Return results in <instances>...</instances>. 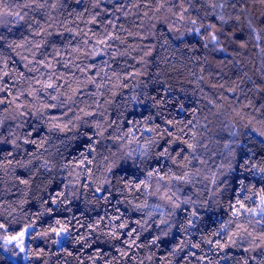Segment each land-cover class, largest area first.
Listing matches in <instances>:
<instances>
[{
  "label": "trees",
  "instance_id": "16d2710c",
  "mask_svg": "<svg viewBox=\"0 0 264 264\" xmlns=\"http://www.w3.org/2000/svg\"><path fill=\"white\" fill-rule=\"evenodd\" d=\"M30 2L6 0L4 8L10 7L22 15L27 13V16L20 24L14 22V17L5 16L3 19L7 24L0 25V33L7 36L9 41H15L16 44L23 43L24 38L29 41L15 51L7 46L2 49L0 75H3L4 61H7L9 75L4 77L2 83L11 92L0 93V98L12 100L19 92L24 95L19 96L14 104L0 105V118L4 119L0 131L6 137L9 130L23 137L31 130V126L40 127V134L32 137L37 144L24 145L21 138L18 143L22 148L13 154L14 159L7 157V152L4 154L6 159L0 157V223H5L7 228L0 229V264H186L183 258L190 252L196 253V256L189 257L191 264H207L208 259H212L215 264L224 252H209L210 245L202 242L201 238L215 240L216 237L211 233L219 227V223L229 219L230 191L212 197L210 192L203 189L204 184H208L209 188L213 186L207 181L201 182L202 176L196 178L195 187L182 186L181 198L185 194L192 196L198 205L208 201L211 210L199 207L200 219L197 227L189 230L191 235L181 233L174 227L169 237L152 244L150 241L160 235V228L156 225L162 217L153 208L138 211L133 206L145 201L149 205L163 204L162 201L156 197H146L143 190L131 189L125 190L123 195L113 192L111 203H106L97 199L105 193H95V188L105 175H110L105 169L119 156L114 141L116 124L112 122L120 123L126 131L128 126L121 122V114L128 116L134 112L139 116L142 111V106L131 99L133 96L145 104L149 103L145 95L171 100V103L163 106L165 114L185 124L191 121L184 129L188 135L183 138L199 142L197 154L208 163L201 166L193 161V164L205 169L203 175L223 171L218 170L217 166L222 163L227 165L228 160L232 159L225 144H231L236 160L240 156L238 145H247L257 153L264 150L258 141L250 142L248 135L251 127L258 126V121H264V108H261L264 106V23L261 22L264 20V3L260 0H242L235 9L230 5L223 10L217 8L216 13L224 15L227 21L223 24L216 15H206L212 10L203 0H192L191 3L189 0H101L98 8L95 6L96 0H80L79 3L77 0H37L44 7L37 8L33 4L31 8H17V5ZM213 2L222 3L223 0ZM93 15H96L95 23L90 22ZM238 15L240 21L234 19ZM192 20L196 23L193 24ZM249 20L255 32L249 31ZM33 21L38 22L40 27ZM202 24H214L216 27L205 30ZM194 28L201 29L199 35L191 31ZM35 32L40 34L35 35ZM209 32H216L220 37L218 45L213 46L208 42ZM109 34L115 38L108 41V47L96 44L97 39ZM257 35L260 36L259 40L256 39ZM37 43L41 45L39 49L35 48ZM94 45L101 51L99 56L91 55ZM21 56L27 59L21 60ZM28 61L32 63L28 64ZM44 64H50L51 67L46 68ZM29 68L38 70L30 72ZM20 73L24 75L20 76ZM50 76L51 82L57 85L56 89L42 91L35 98L28 94L32 89L40 88L37 80L45 82ZM93 77L101 87L89 83ZM165 89L168 91L165 92ZM74 91L72 111L59 122L65 123L71 118L75 128L66 132H49L47 122L37 119V109L60 116L66 109H44V105L57 103L51 100L52 95L67 100ZM180 104L184 105L182 112ZM80 109L95 115L85 117ZM20 112L32 115L21 117ZM76 116L87 120L88 124H82ZM21 122L24 124L22 128L18 127ZM97 122L107 128L104 133L106 138L94 137L101 142L91 155L85 152L86 159L81 163L80 152L84 151L85 145L83 134L87 132L93 135V126ZM109 124H112L111 128H108ZM69 127L72 128V125ZM173 147L178 150L179 145ZM8 151H11V145ZM45 160L53 166L50 172L41 169L31 178L29 185L18 182V176L27 175L26 169L19 167L20 163L31 161L32 166ZM108 187L103 185V188ZM224 187L221 185V189ZM57 191H64L68 195L72 203L67 206L72 207L78 218L80 212L77 210L87 209L80 218V224L87 225L104 217L99 230L90 235L87 227H81L72 220L68 225L71 238L64 243L63 249L54 243L57 239L54 233L40 235L49 228L51 221L47 215L38 216L43 208L52 206L46 204L41 208V198L47 199ZM193 193L199 196L198 200ZM117 199L124 202L117 204ZM116 207L123 216L121 220L109 223L110 217L117 214ZM184 207L188 212L193 210L192 205ZM162 211L169 212L170 206L165 205ZM186 214L178 211L175 217L164 218H169L170 223L176 220L186 223ZM71 216L72 213H63L56 218L71 219ZM209 216H214L218 223H209ZM137 221L146 223L138 225ZM122 222L127 227L117 229L119 240L109 239L106 234L113 224ZM32 223L35 228L27 236L25 258L21 262H14L5 252V249L15 250L9 246L6 238ZM133 228L140 233L137 244L141 246L128 249L124 241L128 239L127 232ZM81 236L88 237L91 247H84L83 241L77 243ZM181 238L190 242L189 247L178 254H170ZM194 243H199L200 247L192 248L191 244ZM242 247H247V243ZM118 248L128 251L131 259L121 256ZM98 250L100 255H97ZM224 251L235 259L250 257L248 264H264V248L249 253L235 247ZM198 256L206 259L198 260ZM220 264H235V260H220Z\"/></svg>",
  "mask_w": 264,
  "mask_h": 264
},
{
  "label": "snow or ice",
  "instance_id": "6c2138e0",
  "mask_svg": "<svg viewBox=\"0 0 264 264\" xmlns=\"http://www.w3.org/2000/svg\"><path fill=\"white\" fill-rule=\"evenodd\" d=\"M79 3L80 0H77ZM101 0H96V7L98 8ZM111 2V0H110ZM192 0H189L191 3ZM205 4L212 10L211 13H207L206 15H216L217 19L226 24L227 21L224 18V15L216 13V9L219 8L223 10L226 6L230 5L233 9L237 7L238 2H242V0H223L222 3L213 2V0H203ZM261 3H264V0H260ZM6 0H0V25L7 24V21L3 19L5 16L14 17V22L16 24H20L21 21H24L27 13L21 14L20 11H14L12 8H4ZM35 4L37 8L44 7V4L38 3L37 0H31L30 3H25L23 5H17V8L20 7H28L31 8L32 5ZM55 7V4L52 5ZM187 11V9H184ZM243 12V9L241 10ZM236 21H240V16L234 17ZM92 23L96 22V15L92 16ZM193 24L196 23L195 20L191 21ZM264 23V20L261 21ZM33 23L37 24L39 28L40 25L38 22L33 21ZM248 29L250 32H255L256 30L252 26V21H248ZM205 30L215 28L214 24L201 25ZM9 32L12 31L11 28L8 29ZM191 31L195 32L197 35L200 34V28H194ZM219 31V30H217ZM35 35H39V32H35ZM50 35V33H46ZM95 36V33L93 34ZM115 37L109 35L104 36L103 38H99L96 41L97 45H104L108 47V41L114 39ZM256 39L259 40L260 36L257 35ZM207 40L213 46L218 45L220 42V37L216 32H209ZM26 38H24V42L20 44H16L15 41H9L8 37L3 33H0V56L3 55L2 49L4 46L11 48L15 51L17 48H22L24 43H28ZM87 43V40L85 41ZM207 43L205 47H207ZM41 45L37 43L35 45L36 49H39ZM241 47H244L241 44ZM77 49H73L76 51ZM224 49H221L223 51ZM58 51V50H57ZM264 51V49H262ZM101 51L96 49V46L93 47V52L91 55L99 56ZM27 58L21 56V60H26ZM33 60H35V55H33ZM32 61H28V64H31ZM107 64V61H104ZM5 68L3 70V75H0V93L11 92V89L7 87L6 84L2 83L5 76L9 75L7 70V61H4ZM28 64H25V67H28ZM68 65L66 64L65 67ZM44 67H51L50 64H44ZM30 72L38 69L29 68ZM84 71V69H81ZM23 73H20V76H23ZM36 83L40 84L39 89H32L29 91V95L34 98L38 96L40 92H47L48 89H56L57 85L51 82V76L48 81L41 82L39 80ZM89 83L95 84L97 88L101 87V85L96 83L95 77L89 80ZM31 87V86H30ZM78 91V90H77ZM168 90L165 89V92ZM75 91L71 96L67 98V100H60L58 96L52 95L51 100H56L57 103L54 104H45L44 109H66L65 112L61 113L60 116L51 115L46 113L43 109H37L35 115L39 121H46L48 125V131H59L66 132L71 131L75 128V124L73 120L69 118L67 122L60 123L59 121L62 117L67 116V113L72 111V104H75L74 96ZM24 95L23 92L17 93L16 96L12 98V100H7L6 98H0V105L7 106V104H14L19 96ZM134 102L142 106V111L139 116L136 114L129 113L128 116H123L121 114V122L127 125V130H123L121 128V124L113 121L112 124H116V129L114 130L117 134L114 136L115 147L119 151V156L116 161L106 167L105 171L107 174L105 175L104 180L95 188V193H105L97 197L98 200H104L106 203H111V198L113 197V192H117L123 195L125 190L135 189L136 191L143 190V193L146 197H156L159 201H162L163 204H155L149 205L147 201L142 204H136L133 207L141 211L145 208H153L154 211L159 212L161 215V219L159 223H157V228H160V235L154 237L150 243L156 244L158 241H163L164 237H169L172 233V229L174 227L181 233L186 235H191L192 233L189 231L190 229H194L197 227V221L200 219L198 209L199 207H204L211 210V204L208 201H205L202 205H198L196 200H193L192 196H188L185 194L183 198H181L182 186H192L195 187L197 183L196 178L198 176L203 177V181H207L213 187L209 188L208 184H204L203 191H208L211 193L212 197L217 196L218 194H223V192H229V209L231 210L230 217L227 221L219 223V227L216 228L211 235L215 236L216 239H206L201 238L202 242L210 245L209 252H214L219 254L220 252H224L223 256H220L219 260L215 261V264H220V260H229L234 259L235 264H248V260L250 257H241L240 259H235L234 257H230L229 254L224 251L226 248H241L244 253H249L255 251L257 248H264V150L257 153L252 148L247 145H238L240 148V156L239 159L236 160V153L231 148V144H225L224 147L229 150V156L232 159H229L227 165L220 164L217 166L218 172H211V175H203L205 169L203 167H197L193 164V161H196L199 165L204 166L208 162L207 160L201 158L197 154V148L199 146V142H192V140L184 139V136H187L188 133L185 132V128L191 121H188L187 124L182 120H178L176 117L171 116L170 114L166 115L164 110V105L167 103H171V100H165L163 97L157 99L152 95H145V100L149 101V103L145 104L144 101H140L136 96L131 98ZM17 107H21L17 105ZM26 107V106H25ZM264 108V106H261ZM155 109V111H154ZM179 109L182 112L184 110V105L180 104ZM258 111L260 109H257ZM83 112L85 117L94 116L95 113L91 111H84V109H80ZM147 113V114H145ZM32 115V113L20 112V116L23 117L25 115ZM75 115V113H73ZM77 120H81L82 124H88L87 120H82L80 116H76ZM157 121H160L157 123ZM251 123V122H250ZM258 126L251 127L249 135L250 142L258 141L261 146H264V121H258ZM112 124L108 125V128L112 127ZM183 124V127L180 125ZM72 125V128L69 126ZM4 126V119L0 118V129ZM24 124L21 122L18 127H23ZM95 132L93 135H88L85 132L84 140V151L80 152L81 163L84 162L85 152L88 155H91L92 152L96 151L97 145L100 144V139H94V137L106 138L104 133L107 131V128H104L101 123L97 122L94 126ZM139 133V135H137ZM40 134L39 125L31 126V130L26 132L23 137L19 135H14L11 130L8 132L9 139L5 136L3 131H0V157L7 158L13 157L14 153H17L21 150L22 145L18 143L21 138L23 139V144H37L35 139H32L33 135ZM235 135V134H233ZM11 145V151H8V146ZM173 145H179L178 150L173 147ZM156 149H159L157 151ZM5 152H7V157H5ZM115 155V153H113ZM179 157V159H177ZM38 159V158H36ZM107 159V158H106ZM170 161L171 163H167ZM11 160H9V164H11ZM91 163V160L87 161ZM31 161L27 163H20L19 167L22 169H26V176H18L17 180L20 184L29 185L31 183V178L36 175L41 169L44 172H50L52 169V165L49 164L47 160L40 163L39 165L30 166ZM2 166V165H0ZM66 167V165H63ZM119 169V171H116ZM175 169V170H174ZM221 177H224L221 179ZM113 179L115 183H113ZM153 181H155V185L153 186ZM51 183V181H48ZM103 185H109L108 188H103ZM122 185V187H119ZM221 185H225L223 189H221ZM65 187H68L65 185ZM87 187V185H84ZM202 194V193H201ZM74 195V193H73ZM194 196H197V200L199 196L196 193H193ZM27 202V201H25ZM119 199L116 200L117 204L123 203ZM72 201L69 199L68 195L64 191H57L54 195H49L47 199L41 198L40 207L43 208L44 205L50 204L51 207L43 208V211L38 213V216L47 215L50 218V226L40 235H48L49 233H54L57 239L54 243H57L63 249L64 243L71 238V233L69 231L68 225L72 220H75L78 225L81 227H87L90 232H95L99 230V225L104 217H100L95 220V222L88 223L87 225L80 224V218H82L87 209L85 210H77L80 212V218H78L73 212L72 207L70 205ZM128 203H131L129 201ZM167 205L170 206V211L165 213L162 211V208ZM192 205L193 210L188 212L184 206ZM2 207V205H0ZM186 212V223L183 221H173L170 223L169 218L175 217L177 212ZM116 215H113L109 219V223L113 221L121 220L123 213H120V209L118 207L115 208ZM63 213H72L71 219L64 218H56L58 215ZM107 211L105 212V216H107ZM165 216L169 218H164ZM209 223L217 224L218 221L214 216L208 217ZM138 225H142L146 223V221H137ZM155 223V221H154ZM164 225V228L160 226ZM11 226L10 224L8 225ZM126 223H119L118 225L113 224L111 230L106 234L109 239L119 240L120 234L117 229L126 228ZM35 224H28L23 230L19 231L17 235L9 236L6 238L7 242L15 241L19 246L23 242V238L29 235V230L34 229ZM0 229H5V223H0ZM251 229V230H250ZM140 233L136 228L131 229L127 232L128 239L124 241L127 245L128 249H131L133 246L140 247L141 245L137 244V239L139 238ZM83 241L84 247H91V243L88 241L87 236H81L77 243ZM247 243V247H242L244 243ZM188 241L183 238L180 239L179 243L176 244L171 249L170 254H178L179 252L184 251L185 248L189 247ZM192 248H199V243L191 244ZM24 249L21 248V251ZM120 252L121 256L131 257L129 256V252L124 249H117ZM71 255V253H68ZM97 255H100L99 250L97 251ZM196 256V253L190 252L183 259L186 264H191L189 257ZM198 260H205L206 257L198 256L196 257ZM254 259V257H251ZM207 264H214L212 259L207 260Z\"/></svg>",
  "mask_w": 264,
  "mask_h": 264
},
{
  "label": "rangeland",
  "instance_id": "374dc122",
  "mask_svg": "<svg viewBox=\"0 0 264 264\" xmlns=\"http://www.w3.org/2000/svg\"><path fill=\"white\" fill-rule=\"evenodd\" d=\"M27 227V226H26ZM25 228V227H24ZM23 228V229H24ZM22 229V230H23ZM31 230V229H30ZM29 230V231H30ZM19 233V232H18ZM17 233V234H18ZM17 234H14V235H17ZM11 236H13V235H11ZM28 236V235H27ZM27 236H25L24 238H23V242H22V244L21 245H17L16 244V242L15 241H12V242H7V243H9L10 245V247H13L15 250L14 251H10V250H8V249H5V252L7 253V255L11 258V260H13L14 262H21L24 258H25V250H26V245H27ZM7 237H9V236H7ZM21 248H23L24 250L23 251H21Z\"/></svg>",
  "mask_w": 264,
  "mask_h": 264
}]
</instances>
